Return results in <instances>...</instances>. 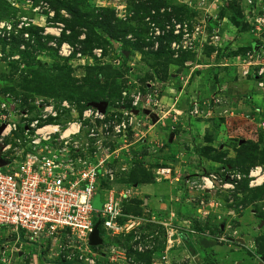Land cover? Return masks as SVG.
Masks as SVG:
<instances>
[{
	"label": "rangeland",
	"instance_id": "374dc122",
	"mask_svg": "<svg viewBox=\"0 0 264 264\" xmlns=\"http://www.w3.org/2000/svg\"><path fill=\"white\" fill-rule=\"evenodd\" d=\"M248 8L246 0H0V102L132 112L125 134L89 140L83 130L74 139L89 144L80 156L105 159L113 180L103 192L132 191L123 233L102 232L89 250L71 235L16 244L0 234V264H264V184L248 187L249 173L264 170V31ZM63 44L81 59L60 56ZM210 175L222 183L208 193L185 184ZM225 175L241 180L224 189Z\"/></svg>",
	"mask_w": 264,
	"mask_h": 264
},
{
	"label": "built area",
	"instance_id": "2783aa9c",
	"mask_svg": "<svg viewBox=\"0 0 264 264\" xmlns=\"http://www.w3.org/2000/svg\"><path fill=\"white\" fill-rule=\"evenodd\" d=\"M235 1L224 0L226 3ZM261 2L246 0L249 7L246 14L252 10L251 19L258 31H264V10L263 15L258 13ZM179 29H176V35L180 34ZM181 31L182 37L187 39V31ZM73 52L71 47L63 44L59 55L66 59L73 55L75 60L81 59L80 53ZM93 53L97 57L101 54L100 51ZM140 101L139 96L132 97V107H138ZM68 112L74 115L69 116V121L66 120ZM105 113L101 114L91 106L77 111L66 101L53 104L47 99L29 103L28 109H20L9 97L0 102V128L4 126L0 134V160L5 163L0 167L1 235L16 244L71 235L80 247L89 250L92 249L89 237L97 223L99 235L100 230L113 237L123 233L124 228L119 225L122 205L132 191L103 192L100 184L113 180L112 172L104 166L105 159L80 156L79 152L88 150L89 144L74 141L83 130L89 140L127 133L132 121L128 115L132 116V112ZM122 117L126 119L122 120ZM259 126L264 128V123ZM161 174L169 175V171L163 170ZM228 178L225 175L224 189H233L231 185L241 180L239 176ZM218 183H222L218 177L210 175L197 182L186 180L185 184L200 193H208ZM263 184L264 170L253 169L248 175V187L255 189ZM96 198L99 199L98 208L94 207ZM85 263L96 264L93 258L85 259Z\"/></svg>",
	"mask_w": 264,
	"mask_h": 264
},
{
	"label": "water",
	"instance_id": "95a60500",
	"mask_svg": "<svg viewBox=\"0 0 264 264\" xmlns=\"http://www.w3.org/2000/svg\"><path fill=\"white\" fill-rule=\"evenodd\" d=\"M92 108L96 109L98 112H100L101 114H104L106 109H107V104L106 103H99V104H91L90 105ZM135 115L138 114V111H135L134 112ZM144 114L148 115L147 112H144ZM4 130V126H2L0 128V134L2 133V131ZM5 166V163L0 160V167H4ZM98 226L99 224L97 223L95 226H94V229L89 237V244L91 247H99L101 246L102 244V241L100 239V235H99V231H98Z\"/></svg>",
	"mask_w": 264,
	"mask_h": 264
},
{
	"label": "trees",
	"instance_id": "16d2710c",
	"mask_svg": "<svg viewBox=\"0 0 264 264\" xmlns=\"http://www.w3.org/2000/svg\"><path fill=\"white\" fill-rule=\"evenodd\" d=\"M100 233H102V231L100 230ZM57 263H62V261H58ZM63 264H73L72 262H69V261H65L63 262Z\"/></svg>",
	"mask_w": 264,
	"mask_h": 264
},
{
	"label": "crops",
	"instance_id": "0c3cea01",
	"mask_svg": "<svg viewBox=\"0 0 264 264\" xmlns=\"http://www.w3.org/2000/svg\"><path fill=\"white\" fill-rule=\"evenodd\" d=\"M96 201H98V198L95 199V203H96Z\"/></svg>",
	"mask_w": 264,
	"mask_h": 264
}]
</instances>
